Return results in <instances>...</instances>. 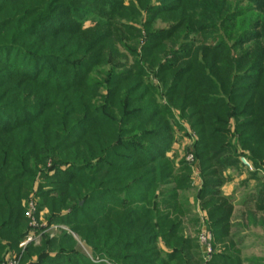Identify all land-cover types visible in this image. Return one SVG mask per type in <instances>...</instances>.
<instances>
[{"label":"rangeland","instance_id":"374dc122","mask_svg":"<svg viewBox=\"0 0 264 264\" xmlns=\"http://www.w3.org/2000/svg\"><path fill=\"white\" fill-rule=\"evenodd\" d=\"M41 1V5L36 0L26 6V9L34 8V11L28 20H23V24L21 22L20 30L16 29L21 34L19 37L13 39L12 33L1 34L0 59L8 56L11 59L8 60L9 64L6 62L7 69L0 66V73L12 69L29 76L37 71L40 76H44L46 66H52V74H49L47 81L49 84H56L59 81L56 80L61 79L57 86L58 91L69 89V84L64 82L68 78L67 74L70 75L69 79L77 74H87L91 87L102 94L94 99L95 108L110 102L108 90L111 89L113 80L122 79L124 75V78H136L139 91L130 96L143 93L141 100L124 112H114L116 118L124 119L120 126L122 148L118 154L122 161L128 162L130 156H133V150L145 152L144 155L148 154L151 158L144 155L138 157L140 162L145 163L141 171L135 172V176H141L139 179H142L149 173L153 175L143 185H137V182L142 181L139 179L133 185L131 184L134 179L132 182L127 180L124 185L118 183L116 186L119 189L116 192L110 191V194L105 190L116 187L108 184L79 199L68 200L65 208H59L57 203L49 201L59 199L58 192L62 190L60 186L65 182L64 176L68 172L73 174L79 171L90 174L91 169L99 168L100 160H93L92 165L85 167L60 164L59 168L58 163L53 164L49 159L46 166L38 167L31 189L22 201L24 219L29 227L22 232L26 236L15 249L7 250L4 260L17 256L20 264H74V259L79 261L77 264H124V259L115 252L118 247L114 244L116 241L119 246L127 242L126 238L119 239L115 234L106 244L97 239L90 241L80 231L82 224L92 223L101 229L105 226L111 230L116 211L127 209L123 212L125 216L130 210L139 209L129 214L126 218L128 220L135 213L141 216V210L147 209L148 212L154 210L156 214L153 219L157 236H154L149 245H137L140 250H146L139 252L141 256L137 262L264 264V214L256 207L259 198L262 195L264 197V161L253 164L249 150L243 148L239 141L238 124L246 119L242 113L244 108L236 110L238 100L231 98L233 93L221 95L224 104L221 116L226 118L220 117L223 124L225 122L224 128L220 129L227 140L223 143V153H217L212 157L215 158L212 164L205 167L198 157L199 149L203 148H200L198 135L200 127L195 123L198 119L193 117L194 114L191 115L194 110L192 107L186 106L182 109L184 104L181 101L188 96V93H182L184 82H174L178 70L185 66L187 69L195 66L194 58L200 63L204 60L202 56L205 47L211 53L221 50L225 53L226 50L236 51L237 54H233L235 59L247 51L255 50L254 47L264 50V0ZM6 6L5 0H0L1 12H4ZM165 10L178 12L161 13ZM39 18L43 19L39 21ZM34 19L36 32L52 31L58 27V23L80 30L87 37V53L75 55L77 51H72L67 56L68 52L62 54L57 50L52 53L36 51L35 45L44 42V39L36 41L37 34L24 37L25 32L22 31ZM115 34H118L117 39ZM63 39H66L65 35L61 37ZM82 58L86 60L81 61ZM161 70L167 71L164 78L162 76L165 74H160ZM13 74L0 87V91L4 92L13 80H20L21 84L25 81L20 79L19 73ZM15 90L19 93L24 89ZM144 90L154 93H144ZM34 100L37 99H26L27 105L24 108L19 102L17 107L21 109L17 113L22 116L33 114L36 110ZM3 102H7V98ZM100 110L98 107L94 113L97 118L99 114H104ZM130 110L138 111L137 115H128ZM77 111L72 108L68 112L70 114ZM234 112H238L239 118ZM83 116H75L73 122H79ZM16 117L18 116L12 110L0 108V121L6 119L10 122ZM84 122L85 120L79 123L83 124L79 127V134L82 136L91 126ZM95 129L99 130V127L95 126ZM164 138L167 140L162 141ZM132 146H135L134 149ZM210 152L214 153L215 150ZM111 153L113 158L117 157L116 153L109 154ZM226 156L229 162L215 163ZM114 174L122 176L124 173ZM208 180H211L210 183L218 180L222 183L213 201L225 204L221 215L229 214L228 232L220 241L216 240L211 230L208 209L205 206L206 200L210 198L203 190ZM116 182L119 181L116 179ZM139 189H143V192ZM177 204L182 206L183 214L175 208ZM32 207L35 209L34 228L30 227L28 217ZM165 213L167 215H162ZM163 217L165 220L161 219ZM127 225L130 227L129 223ZM174 225L176 229L173 228ZM30 231L34 232L35 240L21 246ZM171 232L178 233L189 246V250L178 246L179 244L178 247L174 246L176 248L168 246L163 234ZM204 234L211 236L209 248L203 240ZM64 237L71 241L60 244Z\"/></svg>","mask_w":264,"mask_h":264},{"label":"trees","instance_id":"16d2710c","mask_svg":"<svg viewBox=\"0 0 264 264\" xmlns=\"http://www.w3.org/2000/svg\"><path fill=\"white\" fill-rule=\"evenodd\" d=\"M34 1L36 0H5L7 6L4 8V12L0 11V17L3 18L0 20V30H2L0 31V36L2 33H12L11 38L14 39L21 35L16 29L20 28L21 22L22 24L24 23L23 20H28L30 14H33L34 8L26 9V6L28 4L31 5L30 3ZM51 1L53 2V0H49V2ZM41 2L39 0L40 5ZM20 12H22V15H19ZM177 12H167L165 10L161 13ZM27 13L29 16L26 15ZM5 14L6 16H4ZM42 19L39 18V21ZM56 25L58 27L53 28L52 31L44 32L39 30L36 32L37 25L34 19L30 26L22 30L25 32L23 36L26 37L28 35L31 37L37 34L38 40L36 41L44 39V42L35 45L36 51L42 53H52L56 50L62 54L68 52L67 54L65 53L67 56L72 51H77L75 55H85L87 53V37L83 32L73 30L62 23ZM64 35L66 39L61 40ZM117 35L115 34L116 39L118 38ZM253 49L255 50L245 52L247 56L242 57L245 54L243 53L235 59L233 54H237L236 51L230 52L226 50L227 53H225L222 50L218 52L214 50L215 52L211 53L209 48L205 47L203 49L205 53L202 56L204 60L201 63L198 62L197 58H194L193 64L195 66L191 65L192 68L188 69L185 66L178 70L177 73L175 72L174 82L177 80H180L181 83L184 82L185 87L182 93H188L187 98L185 97L181 101L184 104L182 109L186 106L192 107L194 110L191 115L194 114L193 117L198 119V122L195 123L200 127L198 135L200 136V148L203 147L199 149L198 157L201 164L203 166L206 165L205 167L212 164L215 159L212 157L217 155V153H223V143L226 142L227 138L220 129L224 128L225 124V122L223 124V120L220 117L226 118L221 116L223 115L221 111L224 109L221 95L232 93L233 96L231 98L238 100L236 110L239 111L244 108L242 113L246 117L242 123L238 124L241 146L249 150L251 154L250 160L253 164H257L258 161L260 163L264 161V50L260 47H254ZM9 59H11L9 56L3 60L0 59V66L7 69ZM85 60L86 58H82L81 61ZM52 70V66H46L44 76H40L37 71L29 76L28 74L20 73L21 71L12 69L6 70L8 72L0 73V87L8 82L9 76L13 73H19L20 79L25 80L22 84L20 80H13L11 86L5 89V95L3 91H0V108L12 110L18 116L10 122L2 118V121H0V264L4 262V258L8 253L7 250L10 248L15 249L21 239L26 236V233L22 234V232L29 227L24 219L22 201L31 189L32 179L36 174L35 172H38L40 165L46 166L48 160L51 159L53 164L58 163L57 167L59 168L60 164H76L85 167L86 165H92L93 160H100L99 168L91 169L90 174L79 171L73 174L68 172L64 176L65 182L60 186L62 190L60 191V187L58 188V191H60V193L58 192L59 199L49 201L53 204L57 203L59 208H65L68 200L79 199L84 195L98 191L103 186L106 187L108 184L116 187L112 188V190H105L109 191L108 194H110V191L116 192L115 190L119 189V186L116 185H124L127 180L132 182V179H134L131 184L133 185L141 177L136 178L135 172L144 168L142 165L145 162H140L138 157H142L145 152L133 150V156H130L131 159L128 162H124L120 158L121 156L118 154V151L122 148V130L120 126L123 125L124 119L119 120L118 117L114 116V112H124L125 109L131 108L132 105L141 100L143 93L135 97L130 96V94L139 91L136 78H124V75L121 77L122 79L113 80L110 84L112 85L111 89L108 90L110 102L95 108L94 99L102 94L98 90L96 92L94 87H91L92 84H89V76L87 74H75L76 76L70 79V75L67 74L68 78L64 82L69 84V89L58 91L57 86L59 81H62L61 79H57L56 81H59L56 84H49L47 81L49 74H52ZM166 72L161 70L160 74H165ZM165 76L166 74L162 77L164 78ZM187 76L188 78H186ZM17 88H23L24 90L17 93V90L14 91ZM148 92L150 94L154 93L153 91L146 92L144 90V93ZM167 92L169 93L168 90ZM2 95L4 96L2 97ZM33 97L37 99L34 100L35 112L31 115L27 113L30 116H22V114L17 113L21 109L17 107V104L20 102V105L24 108L27 105L25 100ZM6 98L7 102H3ZM101 98L103 100L104 95ZM189 100L190 102H188ZM98 107L101 109L100 111L104 112V114L98 115L99 118L94 114ZM72 108L78 111L69 114L68 111ZM137 113L138 111L136 110L128 111V115L132 117L137 115ZM79 114L84 115L83 119L74 123V117ZM234 115L239 118L238 112H234ZM84 120V123L88 122L91 126L86 129L87 132L82 136L79 134V127L83 124L79 123ZM95 126L99 127V130H96ZM74 127L76 129H73ZM69 135H74L75 137L70 138ZM166 140V138L162 139V141ZM162 145L164 146V144ZM133 147L135 146L131 148L134 149ZM210 150H215V152L212 153ZM110 152L116 153L117 157L115 158L114 156L113 158L111 156L112 153L109 154ZM144 156L151 158L148 154ZM220 159L215 163L229 162L227 156ZM161 171H163V168H161ZM153 172L155 173V170ZM114 173L124 174L122 176H114ZM151 175L153 174L149 173L139 179L142 181L137 182V185H143L145 180L149 181ZM116 179L119 182H116ZM210 182L211 180L205 182L206 185L203 189L204 193L210 197L209 200H206L205 206L208 209L211 230L216 240L220 241L223 236L227 235L229 214L221 215L225 204L214 203L213 201L222 183L220 180L213 183ZM139 191L143 192V189H139ZM256 207L264 214L263 195L259 198ZM82 208L84 209V207ZM175 208H178L180 213H184L182 206L179 207L177 204ZM158 209L156 208V210ZM126 210H115L117 214H115L116 218H114L115 221L111 230L109 228L106 229L105 226L101 229L92 223L87 224V222L82 221L84 223L80 231L86 239L90 241L91 239H97L104 244L109 242L115 234L119 239L126 238L125 241L127 242L121 243L119 246L115 241L114 245L118 247L115 252L124 259V264H143L136 260L141 256L139 252H145L146 250H140L137 245H149L153 241L154 236H157L155 233L156 224L153 219V215L155 216L156 214L154 210L148 212L147 209H144L141 210V216L135 213L126 220L129 214L139 211V209L130 210L124 216L123 212ZM121 213H123V216ZM162 215L165 216L167 214ZM161 219L165 220V217ZM79 222L81 223V221ZM128 223L130 227L127 225ZM173 228L176 229L175 225ZM163 235L168 241V246L174 247L179 244L178 246L189 250V246L183 242L178 233L174 232L172 234L171 232ZM67 241H71V239L69 238L68 240L64 237L61 239L60 244ZM130 253L132 255H128ZM78 262L77 259H74V264Z\"/></svg>","mask_w":264,"mask_h":264},{"label":"built area","instance_id":"2783aa9c","mask_svg":"<svg viewBox=\"0 0 264 264\" xmlns=\"http://www.w3.org/2000/svg\"><path fill=\"white\" fill-rule=\"evenodd\" d=\"M35 209L32 207V209H30V211L28 212V217H29V222H30V227L34 228V217H33V213H34ZM203 240L204 242H206V246L209 248V241H210V237L207 234H204L203 236ZM35 240L34 237V232L30 231L26 240H24L21 243V246H25L27 243L33 242ZM3 264H20V259L16 256V257H7Z\"/></svg>","mask_w":264,"mask_h":264}]
</instances>
